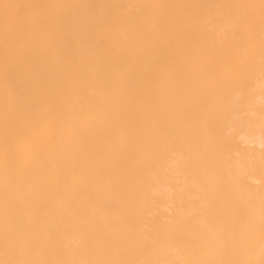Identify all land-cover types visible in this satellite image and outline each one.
Instances as JSON below:
<instances>
[{
  "label": "bare ground",
  "instance_id": "6f19581e",
  "mask_svg": "<svg viewBox=\"0 0 264 264\" xmlns=\"http://www.w3.org/2000/svg\"><path fill=\"white\" fill-rule=\"evenodd\" d=\"M0 261L264 264L262 0H0Z\"/></svg>",
  "mask_w": 264,
  "mask_h": 264
},
{
  "label": "snow or ice",
  "instance_id": "6c2138e0",
  "mask_svg": "<svg viewBox=\"0 0 264 264\" xmlns=\"http://www.w3.org/2000/svg\"><path fill=\"white\" fill-rule=\"evenodd\" d=\"M12 7H17L15 5H8V4H5L4 5V8H5V19L7 20V9L9 8H12ZM262 7H264V0H262ZM0 264H6V262H3V261H0ZM7 264H10V262H7Z\"/></svg>",
  "mask_w": 264,
  "mask_h": 264
}]
</instances>
